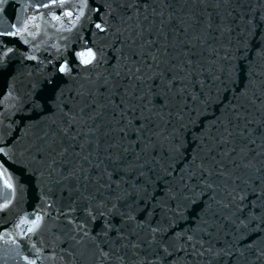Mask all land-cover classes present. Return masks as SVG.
<instances>
[{
	"label": "snow or ice",
	"instance_id": "snow-or-ice-1",
	"mask_svg": "<svg viewBox=\"0 0 264 264\" xmlns=\"http://www.w3.org/2000/svg\"><path fill=\"white\" fill-rule=\"evenodd\" d=\"M8 4L0 0V13ZM244 7L239 0H47L35 8L63 10L50 14L57 31L94 26L91 46L69 59L53 45L59 55L48 64L14 43L29 45L42 16L3 21L0 213L6 217L33 181L39 204L0 231V264L9 257L16 264H264V0ZM225 36L221 56L213 42ZM24 61L42 66L18 87ZM209 79L232 101L191 160L177 166L186 145L176 129L165 134L172 109L182 120L188 97L206 108ZM79 81L91 86L74 87ZM53 186L60 205L49 227ZM45 230L50 242L40 239Z\"/></svg>",
	"mask_w": 264,
	"mask_h": 264
},
{
	"label": "water",
	"instance_id": "water-1",
	"mask_svg": "<svg viewBox=\"0 0 264 264\" xmlns=\"http://www.w3.org/2000/svg\"><path fill=\"white\" fill-rule=\"evenodd\" d=\"M239 2L243 3L245 5L243 11H247L248 4L256 5L257 0H239ZM232 44L234 45L237 40V33L233 32L231 35ZM229 37L225 36L220 41L213 42L214 46L218 49H220V55H224V48L229 47ZM251 56H255V52L250 53ZM218 65L222 64L227 67L228 62L218 60ZM217 82L216 84H213L211 79L207 80L205 83L204 92L205 93H211L212 94V103H209L206 108L205 106L199 101H194L191 97H188L195 119L197 121L199 130L201 135H208L207 129L215 120L217 117H219L223 111V109L229 104L230 101H232V93L231 92H224L220 91L217 93ZM235 87H240V80L238 79L236 82ZM194 94H200L201 89L199 85H196L195 88L191 90ZM195 110V111H194ZM212 134L215 135V130L212 131Z\"/></svg>",
	"mask_w": 264,
	"mask_h": 264
}]
</instances>
